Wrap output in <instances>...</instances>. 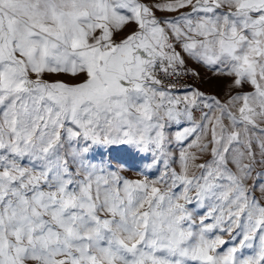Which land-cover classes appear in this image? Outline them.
<instances>
[{
  "label": "snow or ice",
  "instance_id": "snow-or-ice-1",
  "mask_svg": "<svg viewBox=\"0 0 264 264\" xmlns=\"http://www.w3.org/2000/svg\"><path fill=\"white\" fill-rule=\"evenodd\" d=\"M0 264H264V0H0Z\"/></svg>",
  "mask_w": 264,
  "mask_h": 264
},
{
  "label": "rangeland",
  "instance_id": "rangeland-1",
  "mask_svg": "<svg viewBox=\"0 0 264 264\" xmlns=\"http://www.w3.org/2000/svg\"><path fill=\"white\" fill-rule=\"evenodd\" d=\"M198 71H200L201 73H203L202 76V80L204 81V91L206 92H210V93H220V86H219V82L216 81L215 79H209V77L211 76L210 73H207L203 68H198ZM129 176L134 177L136 175L135 171H129L128 172Z\"/></svg>",
  "mask_w": 264,
  "mask_h": 264
},
{
  "label": "built area",
  "instance_id": "built-area-1",
  "mask_svg": "<svg viewBox=\"0 0 264 264\" xmlns=\"http://www.w3.org/2000/svg\"><path fill=\"white\" fill-rule=\"evenodd\" d=\"M188 83H191L195 87H199L201 90L204 91V81L202 79L200 80H189Z\"/></svg>",
  "mask_w": 264,
  "mask_h": 264
},
{
  "label": "crops",
  "instance_id": "crops-1",
  "mask_svg": "<svg viewBox=\"0 0 264 264\" xmlns=\"http://www.w3.org/2000/svg\"><path fill=\"white\" fill-rule=\"evenodd\" d=\"M201 75H203V73H201ZM204 76V75H203Z\"/></svg>",
  "mask_w": 264,
  "mask_h": 264
}]
</instances>
